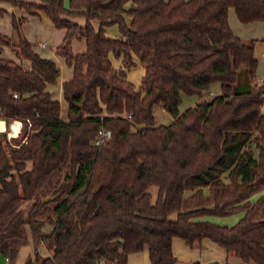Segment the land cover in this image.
<instances>
[{"label":"trees","instance_id":"1","mask_svg":"<svg viewBox=\"0 0 264 264\" xmlns=\"http://www.w3.org/2000/svg\"><path fill=\"white\" fill-rule=\"evenodd\" d=\"M0 2L64 30L56 52L73 71L62 86L63 120L48 90L60 67L24 39L27 19L12 16L13 36L0 34V120L23 128L11 141L0 134L1 257L15 264L31 240L25 264H127L144 250L151 264H176L179 238L264 264V195L250 202L264 192V85L255 42L228 21L234 9L242 24L264 23V0ZM113 26L119 38L107 35ZM75 41H85L84 53H74ZM5 48L19 62L4 58ZM134 58L145 72L138 88L127 79ZM245 70L250 86L235 92ZM214 83L221 94L205 100ZM182 94L197 103L181 111ZM156 107L171 124H158ZM102 127L113 136L96 148ZM242 213L233 227L201 221Z\"/></svg>","mask_w":264,"mask_h":264},{"label":"crops","instance_id":"2","mask_svg":"<svg viewBox=\"0 0 264 264\" xmlns=\"http://www.w3.org/2000/svg\"><path fill=\"white\" fill-rule=\"evenodd\" d=\"M26 1H31V2H40V1H36V0H26ZM7 4V5H6ZM7 6L9 8V10L6 9ZM0 8L5 9L8 13H10V24H11V30L9 29H2V25H1V17L0 16V34L3 35H9V36H13V28H12V16H15L17 18H26L27 21L23 26V37L26 41H28L30 43V40L27 38V27L28 24L30 23L29 20H39V23L42 24L43 26H46V28L48 27V30H50V32H52V30H56V28L54 27V25H52L51 23H49L48 21H41L39 18L36 19L33 16L28 15L26 12H17L16 7L8 4V3H1L0 2ZM20 13H25V15H21ZM71 20L73 22L78 23L81 26H84L86 24V20L84 18H71ZM228 21L230 24V27L233 31V33L235 34L236 37L240 38L243 41H254L255 42V56L259 62L258 64V69H257V76L260 79L264 80V71L263 69H260L261 66H263L264 64V23H254V24H242L235 13L234 9H230L228 12ZM59 30V29H58ZM62 33V39H64L65 37V31L64 30H60ZM113 35H117L118 36V30L117 31H113ZM84 46L80 48V50L78 52H74L75 54H82L86 51V44L85 41H83ZM31 44V43H30ZM43 44L42 42H38L36 45H33V49L42 57H46L43 56V54H41L39 51H37V49L40 50H47L48 49V45L46 43V48H41L39 45ZM58 47V46H57ZM3 57L8 59V60H12V61H16L19 62L18 59L16 58V55L9 49V48H5L4 52H3ZM110 59L112 62V65L115 69L119 70L123 68V64H122V59H116L114 57L113 54L110 55ZM52 60V59H51ZM54 61V60H52ZM135 61V66L133 68H131L129 71H127V79L128 81L132 82L136 88H138L141 85L142 82V78L144 76V68L141 66L140 62L138 61L137 58H134ZM55 62V61H54ZM62 62H64L65 64V68H66V74L64 76H62ZM59 65L60 70H61V74L60 77L58 79V83L56 86H50L48 88L49 91H51L54 95V99L57 100L58 102H60L61 105V118L63 120H67V115H68V105L64 100V96H63V83L70 80L73 76V71L71 68H69L66 63L65 60L62 58L61 61L59 62H55ZM24 67L26 69L30 68V64L29 63H25ZM260 70V71H259ZM258 72H262V74H258ZM214 97L213 95H209V97L205 98V100H208L210 98ZM197 102L192 103L189 107H192L196 104ZM263 111H264V107H263ZM64 114V115H63ZM204 244V248L201 249H191L189 248L185 242L179 238H175L173 240V253L177 258H184L186 259V261H177L176 264H214L217 263L215 260V256L214 253L217 254V259H221L219 258L220 255L221 257H225L223 264L228 263V260H233L235 262H237V264H239L238 260L232 257H228L226 252L221 249L219 246H217L216 244L212 243L209 240H205L203 242ZM211 250H213L211 252ZM222 253H220V251ZM25 252V254L23 255V253ZM33 252V244L32 241L30 240L29 244L26 246H23L20 249L19 255H18V259L16 260L15 264H25L28 257L32 254ZM0 260H2V262L0 264L4 263V259L3 257L0 256ZM226 262V263H225ZM101 264H109V263H101ZM127 264H151L150 262V257H149V252L148 250H144L138 253H132L128 256V263Z\"/></svg>","mask_w":264,"mask_h":264},{"label":"rangeland","instance_id":"3","mask_svg":"<svg viewBox=\"0 0 264 264\" xmlns=\"http://www.w3.org/2000/svg\"><path fill=\"white\" fill-rule=\"evenodd\" d=\"M36 1H45V0H36ZM10 5H12V4H10ZM5 7L7 10H9V8L7 6H5ZM16 9H17L16 13L23 12V10H20L19 8H16ZM23 14L25 15V13H20V16ZM33 17L38 19V17H35V16H33ZM1 18H2L1 19L2 29L5 30L7 28L8 30L9 29L11 30L10 13L7 12V14ZM27 18H28V21H30V23L28 24V27H27V35H28L27 38L30 40V43L33 45H36L38 42L46 43L48 45L47 50L37 49V51H39L41 54H43V56H46V57H44L45 59H49V60L52 59L55 62L61 61L62 58L57 55L56 49H57V46L61 45V43L63 41L62 34H60L62 32L58 29L52 30V32H50V30H48V27L50 25L46 28V26H43L42 24L39 23V20H29V17H27ZM117 30H118V36L113 35V31H117ZM107 35L110 38H119L120 33H119L118 27L113 26V27L108 28L107 29ZM6 36H9V35H6ZM83 46H84L83 41H75L73 43V51L78 52L80 50V48ZM62 63H63L62 64V66H63L62 67V76H64L66 74V68H65L64 62H62ZM262 67L264 68V64H263V66H261L260 69H263ZM263 71H264V69H263ZM258 74L260 75V74H262V72L261 73L258 72ZM250 83H251V81H250L249 72L247 70H245L240 74L239 79H238V83L234 87V91L235 92H243L246 84H249V86H250ZM220 94H221V84L220 83H214L210 86L209 91L204 93V97L207 98V97H209V95L218 96ZM197 101H198L197 97H190V96H187L185 94H182V103L180 105V110L185 111L186 109L189 108V106L192 103L197 102ZM154 113H155V117L157 119L158 124L169 125L172 123L173 118L166 111H164L161 107H156ZM11 124L13 125V123H11ZM19 127H21V126H19ZM10 132L11 131L8 129L7 134H6L8 141L12 140L9 138ZM20 136H21V134H20ZM149 192L152 194L153 202H156L157 195H158V188L153 186L149 189ZM262 195H264V192L252 197L250 199V202L252 204H255L260 199V197ZM243 216H244V214L242 213V214H238V215L231 216L228 218L208 217V218L201 219V221H209V222L215 223V224H217L219 226H223V227H233L243 218ZM48 230H49V228H48ZM212 251L213 250H211V252ZM220 253H222V252L220 251ZM24 254H25V252L23 253V255ZM214 256H215V260H217L216 261L217 264H223L225 257L223 258L220 255L219 258H221V259H217L216 253H214ZM3 259L5 260L4 257H3ZM1 262H2V260H0V263ZM226 264H237V262L230 259V260H228V263H226Z\"/></svg>","mask_w":264,"mask_h":264},{"label":"built area","instance_id":"4","mask_svg":"<svg viewBox=\"0 0 264 264\" xmlns=\"http://www.w3.org/2000/svg\"><path fill=\"white\" fill-rule=\"evenodd\" d=\"M39 46H40L41 48H46V44H44V43H43V44H40ZM258 84H259V85H264V80L259 78V79H258ZM14 97L17 98L18 96H17V95H14ZM129 117H130V116H129ZM16 123H20V124H21V129H20V134H21V132H22V128H23V124H22L21 122L14 121V122H13V125L16 124ZM11 125H12V124H10V125L8 126V129L11 131V132L9 133V138H10V139H13V138H12ZM19 136H20V135H19ZM112 136H113L112 131H110V130L104 128V127H102V128H100V130L98 131V133H97V135H96V138L94 139L93 145H94L96 148H102V147H104V146L107 145V143L112 139ZM3 264H9V263H8V259H5Z\"/></svg>","mask_w":264,"mask_h":264},{"label":"water","instance_id":"5","mask_svg":"<svg viewBox=\"0 0 264 264\" xmlns=\"http://www.w3.org/2000/svg\"><path fill=\"white\" fill-rule=\"evenodd\" d=\"M16 128H18L17 125H11V130L15 131V133L12 134V138L13 139L18 138L19 135H20V133H19V135L17 134ZM7 131H8V123H7V121L3 120V119L0 120V134H5V133H7ZM177 260L178 261H186V259H184V258H177Z\"/></svg>","mask_w":264,"mask_h":264},{"label":"bare ground","instance_id":"6","mask_svg":"<svg viewBox=\"0 0 264 264\" xmlns=\"http://www.w3.org/2000/svg\"><path fill=\"white\" fill-rule=\"evenodd\" d=\"M16 124H17V123H16ZM16 124H14V125H16ZM19 124H20V123H19ZM20 126H21V124H20ZM20 129H21V127H19V126H18V128H16V130H17V134H18V135H19V133H20ZM13 133H15L14 130L12 131V134H13Z\"/></svg>","mask_w":264,"mask_h":264}]
</instances>
